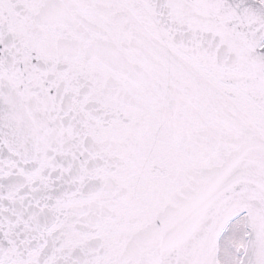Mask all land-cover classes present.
I'll return each mask as SVG.
<instances>
[{
  "label": "snow or ice",
  "instance_id": "6c2138e0",
  "mask_svg": "<svg viewBox=\"0 0 264 264\" xmlns=\"http://www.w3.org/2000/svg\"><path fill=\"white\" fill-rule=\"evenodd\" d=\"M0 264H264V0H0Z\"/></svg>",
  "mask_w": 264,
  "mask_h": 264
}]
</instances>
